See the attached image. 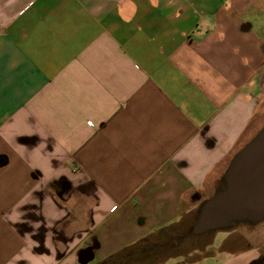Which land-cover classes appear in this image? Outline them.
<instances>
[{
	"label": "crops",
	"instance_id": "1",
	"mask_svg": "<svg viewBox=\"0 0 264 264\" xmlns=\"http://www.w3.org/2000/svg\"><path fill=\"white\" fill-rule=\"evenodd\" d=\"M263 124L264 0H0V264L190 229Z\"/></svg>",
	"mask_w": 264,
	"mask_h": 264
},
{
	"label": "water",
	"instance_id": "2",
	"mask_svg": "<svg viewBox=\"0 0 264 264\" xmlns=\"http://www.w3.org/2000/svg\"><path fill=\"white\" fill-rule=\"evenodd\" d=\"M222 188L197 208L189 232L200 235L229 228L232 224H256L264 217V124L231 157L221 176ZM93 259L92 247L84 249ZM83 251V250H82Z\"/></svg>",
	"mask_w": 264,
	"mask_h": 264
},
{
	"label": "flooded vegetation",
	"instance_id": "3",
	"mask_svg": "<svg viewBox=\"0 0 264 264\" xmlns=\"http://www.w3.org/2000/svg\"><path fill=\"white\" fill-rule=\"evenodd\" d=\"M240 225L251 228L256 226L239 224L226 230H219L223 232L224 237L215 244L213 237L217 231L194 235L189 232V225L184 223V226L173 237L166 236L159 243L149 242L124 248L110 256L108 260L111 261V264H193L209 260L214 256L215 259H218L216 254L222 253L219 259L220 264L239 259H246L243 264H264V237L260 239L258 231H252L251 234L259 239L250 240L237 230ZM87 247H92L94 256L96 243L92 241ZM89 255L88 251H81V261ZM174 260L175 263H172ZM84 264H104V262L93 259Z\"/></svg>",
	"mask_w": 264,
	"mask_h": 264
},
{
	"label": "rangeland",
	"instance_id": "4",
	"mask_svg": "<svg viewBox=\"0 0 264 264\" xmlns=\"http://www.w3.org/2000/svg\"><path fill=\"white\" fill-rule=\"evenodd\" d=\"M239 224H248V223L232 224L229 228H232L235 225H239ZM248 225H256V226H254L253 228H251L250 226L247 227V226H244V225L243 226L240 225V226H238V229L237 230L240 233L245 234L250 240L253 239V238H258L259 239V237H255L254 235L251 234L252 231H258V233L260 234V239L264 237V217L260 221H258L256 224H248ZM229 228H227V229H229ZM212 232H214V231H212ZM223 235L224 234H223L222 231H217L214 234L213 243L216 244L217 242L221 241L222 238L224 237ZM202 241H204V240H202ZM221 254L222 253H219L218 255L216 254V258H218V259H215V256H214L213 258H211L209 260H204V261L202 260V261H200L198 263H193V264H220L221 262H220L219 259L221 257Z\"/></svg>",
	"mask_w": 264,
	"mask_h": 264
},
{
	"label": "trees",
	"instance_id": "5",
	"mask_svg": "<svg viewBox=\"0 0 264 264\" xmlns=\"http://www.w3.org/2000/svg\"><path fill=\"white\" fill-rule=\"evenodd\" d=\"M220 188H222L221 177L218 181V185H217L216 189H220Z\"/></svg>",
	"mask_w": 264,
	"mask_h": 264
},
{
	"label": "built area",
	"instance_id": "6",
	"mask_svg": "<svg viewBox=\"0 0 264 264\" xmlns=\"http://www.w3.org/2000/svg\"><path fill=\"white\" fill-rule=\"evenodd\" d=\"M114 208V207H113Z\"/></svg>",
	"mask_w": 264,
	"mask_h": 264
}]
</instances>
